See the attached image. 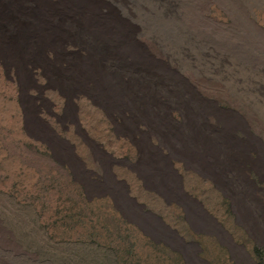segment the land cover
Instances as JSON below:
<instances>
[{"label":"rangeland","instance_id":"obj_1","mask_svg":"<svg viewBox=\"0 0 264 264\" xmlns=\"http://www.w3.org/2000/svg\"><path fill=\"white\" fill-rule=\"evenodd\" d=\"M174 1L187 32L201 38L197 50L242 69L230 79L234 88L156 53L184 81L150 69L138 82L130 72L125 87L147 122L218 146L224 160L233 152L223 146L224 123L240 118L231 139L248 144L244 158L221 175L205 173L171 157L152 124L131 128L127 113L80 93L91 85L53 80L68 98L44 73L23 86L0 62V264H264V8L210 0L204 14L206 0ZM26 96L76 163L33 127ZM202 99L215 107L196 116ZM155 152L167 167L148 179L144 162Z\"/></svg>","mask_w":264,"mask_h":264},{"label":"bare ground","instance_id":"obj_2","mask_svg":"<svg viewBox=\"0 0 264 264\" xmlns=\"http://www.w3.org/2000/svg\"><path fill=\"white\" fill-rule=\"evenodd\" d=\"M210 4V0L199 4L200 12L205 14ZM244 4L264 8V0H244ZM176 5L174 0H0V62L7 68L15 69L23 86L24 79L31 77L36 70L47 75L52 86L63 95L67 94L66 90L54 84L53 80L82 84L81 90L91 85L90 93H80L121 115L127 113L129 117L125 122L131 128H135L140 121L152 124L158 132L150 134L159 138L171 157L180 158L205 173L221 175L230 169V164L239 162L234 157L240 161L244 158L248 144L231 139L232 128L242 125L240 118L235 116L224 123L223 146L233 151L224 160L219 155L218 146L211 148L200 139L183 136V129H175L173 124L167 126L163 123L161 126L157 122H147L135 104V91L125 87L129 75L133 74L136 82L142 76L152 77L150 69L158 72L159 79L175 77L184 81L182 73L171 74L163 60L155 56L156 53L162 59L175 61L178 70L184 69V66L195 68L200 76L218 78L220 82L215 79L216 85L224 82L234 88L230 79L239 76L237 73H242V69L227 67L197 50L201 48V38L187 32L180 14L176 15L173 11L172 7ZM207 19H203L206 25L215 30L219 28L214 21ZM73 49H79L84 54ZM174 94L177 95L176 92ZM156 95L159 96L158 93ZM27 98L24 110L33 127L56 142L60 154L69 161L74 160L71 146L59 141L42 121L35 119V107ZM199 103L203 106L196 107V116L208 112L206 107L209 111L215 107L213 101L202 99ZM162 109L163 106L158 107V110ZM167 128L170 132H164ZM146 138L147 135H144L143 141ZM162 156L156 152L148 155V160L144 162L148 179L167 167Z\"/></svg>","mask_w":264,"mask_h":264}]
</instances>
